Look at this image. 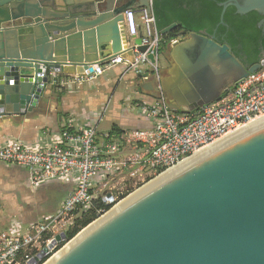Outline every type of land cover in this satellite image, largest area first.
<instances>
[{
    "label": "water",
    "instance_id": "obj_1",
    "mask_svg": "<svg viewBox=\"0 0 264 264\" xmlns=\"http://www.w3.org/2000/svg\"><path fill=\"white\" fill-rule=\"evenodd\" d=\"M153 0H0V125L31 114L48 72L90 76L116 58L133 62L141 39L123 13ZM224 12H256L264 0H227ZM153 12V11H152ZM177 24L160 31L165 35ZM158 79L137 76L139 93L194 114L264 67H245L205 32L179 33ZM157 50L148 52L155 63ZM66 237L65 233L56 240ZM45 251L42 252L44 254ZM45 264H264V118L152 178L79 231Z\"/></svg>",
    "mask_w": 264,
    "mask_h": 264
},
{
    "label": "built area",
    "instance_id": "obj_2",
    "mask_svg": "<svg viewBox=\"0 0 264 264\" xmlns=\"http://www.w3.org/2000/svg\"><path fill=\"white\" fill-rule=\"evenodd\" d=\"M123 21L127 37L141 39V46L148 47L146 52L140 53L134 46L133 62L116 58L90 76L64 77L49 71V85L57 88L80 85L118 65L123 67L119 80L129 73L137 77L147 69L158 79L160 36L153 12L145 8L129 10L123 13ZM153 49L157 50L154 64L148 59V52ZM138 108L151 127L105 135L103 145L96 141L97 121L101 118L98 117L93 125L77 128L69 121L57 143L50 147L34 148L20 140L0 146V162L25 168L32 186L52 179L73 178L77 183L55 214L26 229L13 222L0 233V264L49 261L67 242V237L57 241L56 236L67 234L74 212L87 210L97 198V193L92 191L94 180H106L116 173L126 179L124 183L152 179L238 129L264 118V67L231 86L219 101L202 106L194 114L174 111L164 99L140 103ZM103 109L104 114L107 107ZM124 189L98 197L104 206L111 208L125 196ZM105 213L97 214L100 217Z\"/></svg>",
    "mask_w": 264,
    "mask_h": 264
},
{
    "label": "crops",
    "instance_id": "obj_3",
    "mask_svg": "<svg viewBox=\"0 0 264 264\" xmlns=\"http://www.w3.org/2000/svg\"><path fill=\"white\" fill-rule=\"evenodd\" d=\"M122 68L120 65L113 67L95 80L80 85L65 86L60 90L48 88L31 114L0 125V146L20 140L34 148L50 147L57 143L69 121L77 128L93 125L98 117H101L97 121L96 134L99 145L104 144L105 135H115L110 132L116 128L118 132L150 128L151 123L140 115L138 104L152 103L155 98L137 91V77L132 73L119 80ZM144 74L151 78L150 72ZM61 76L69 77L67 74ZM125 90L133 91L132 106L120 105ZM104 107L107 110L103 114ZM124 182L126 179L118 173L106 180L98 178L93 181L92 191L98 196L114 194ZM76 187L73 178L52 179L32 186L25 168L0 162V233L13 222L26 229L55 214Z\"/></svg>",
    "mask_w": 264,
    "mask_h": 264
},
{
    "label": "trees",
    "instance_id": "obj_4",
    "mask_svg": "<svg viewBox=\"0 0 264 264\" xmlns=\"http://www.w3.org/2000/svg\"><path fill=\"white\" fill-rule=\"evenodd\" d=\"M225 1L227 0H153L152 11L158 33L173 23L177 24L176 29L159 37L158 53L163 52L167 45L176 40L181 31L185 34L205 32L214 35L217 43L226 44L245 67L259 63L264 54V24L262 27L258 26L263 19L262 16L251 11L246 15H239L233 7H229L224 12L223 24L219 25L221 14L219 4ZM137 82L140 80L137 79ZM116 129L110 133L115 135L121 133ZM109 209L110 206H104L100 197H97L87 210L75 211L76 218L67 229V240L72 239L98 218L99 211Z\"/></svg>",
    "mask_w": 264,
    "mask_h": 264
},
{
    "label": "rangeland",
    "instance_id": "obj_5",
    "mask_svg": "<svg viewBox=\"0 0 264 264\" xmlns=\"http://www.w3.org/2000/svg\"><path fill=\"white\" fill-rule=\"evenodd\" d=\"M169 52H170V45H167L165 47V50L163 52H159L158 53V68H159L158 74H159V77L160 76L161 77L165 76L167 74V69L170 67L171 58H170ZM149 72H153V71L150 70ZM151 78H155L154 72L151 73ZM137 84H136V86H137ZM50 87L51 88H54L53 86H50ZM60 89H63V88H59L58 90H60ZM132 92L133 91H126V90L124 91L123 100L120 101L121 107H129V106H132V103L131 102L134 101V98H133L134 95H133ZM109 112H110V110H109ZM136 113H139V112L136 111ZM149 180H151V178L142 179V180L141 179H137L136 182L124 183L122 185L121 189H123L126 186V188L123 191V195H125V194L126 195L123 196V197H121L120 200L123 199V198H125L126 196H128L130 193H132L136 189L140 188L142 185H144L145 183H147ZM75 218H76L75 216L72 217V221L70 222L71 224L73 223V221H74Z\"/></svg>",
    "mask_w": 264,
    "mask_h": 264
},
{
    "label": "flooded vegetation",
    "instance_id": "obj_6",
    "mask_svg": "<svg viewBox=\"0 0 264 264\" xmlns=\"http://www.w3.org/2000/svg\"><path fill=\"white\" fill-rule=\"evenodd\" d=\"M180 33V32H179ZM178 38H180V36L178 35Z\"/></svg>",
    "mask_w": 264,
    "mask_h": 264
},
{
    "label": "clouds",
    "instance_id": "obj_7",
    "mask_svg": "<svg viewBox=\"0 0 264 264\" xmlns=\"http://www.w3.org/2000/svg\"><path fill=\"white\" fill-rule=\"evenodd\" d=\"M158 34H159V33H158ZM159 36H160V35H159ZM67 241H68V240H67ZM66 243H67V242H66ZM66 243H65V244H66Z\"/></svg>",
    "mask_w": 264,
    "mask_h": 264
}]
</instances>
